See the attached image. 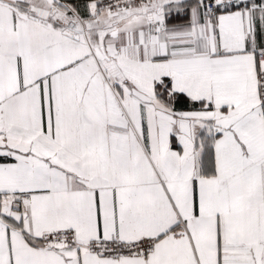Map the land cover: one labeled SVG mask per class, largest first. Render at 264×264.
Here are the masks:
<instances>
[{
  "label": "snow or ice",
  "instance_id": "obj_1",
  "mask_svg": "<svg viewBox=\"0 0 264 264\" xmlns=\"http://www.w3.org/2000/svg\"><path fill=\"white\" fill-rule=\"evenodd\" d=\"M0 264H264V0H0Z\"/></svg>",
  "mask_w": 264,
  "mask_h": 264
}]
</instances>
